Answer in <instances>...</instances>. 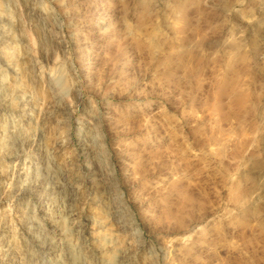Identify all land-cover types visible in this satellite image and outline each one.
Here are the masks:
<instances>
[{
    "label": "rangeland",
    "instance_id": "1",
    "mask_svg": "<svg viewBox=\"0 0 264 264\" xmlns=\"http://www.w3.org/2000/svg\"><path fill=\"white\" fill-rule=\"evenodd\" d=\"M0 264H264V0H0Z\"/></svg>",
    "mask_w": 264,
    "mask_h": 264
},
{
    "label": "bare ground",
    "instance_id": "2",
    "mask_svg": "<svg viewBox=\"0 0 264 264\" xmlns=\"http://www.w3.org/2000/svg\"><path fill=\"white\" fill-rule=\"evenodd\" d=\"M78 133H80V132H78Z\"/></svg>",
    "mask_w": 264,
    "mask_h": 264
}]
</instances>
